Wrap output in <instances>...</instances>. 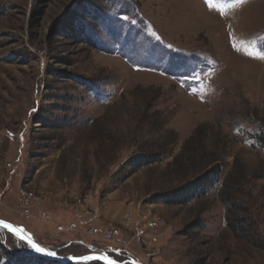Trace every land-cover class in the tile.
Returning <instances> with one entry per match:
<instances>
[{
  "label": "rangeland",
  "instance_id": "rangeland-1",
  "mask_svg": "<svg viewBox=\"0 0 264 264\" xmlns=\"http://www.w3.org/2000/svg\"><path fill=\"white\" fill-rule=\"evenodd\" d=\"M262 56L264 0H0V220L61 257L264 264ZM211 163L204 196L159 202ZM129 211L166 224L152 246L126 233L136 260L57 232ZM0 246L30 251L1 227Z\"/></svg>",
  "mask_w": 264,
  "mask_h": 264
},
{
  "label": "built area",
  "instance_id": "built-area-1",
  "mask_svg": "<svg viewBox=\"0 0 264 264\" xmlns=\"http://www.w3.org/2000/svg\"><path fill=\"white\" fill-rule=\"evenodd\" d=\"M8 168H11V165H7ZM35 197L33 194L26 190H20L18 194V205L19 210L22 215L27 218L32 216V204ZM85 215H76L75 221L66 226H58L57 232L66 233V232H77L80 228L78 223L82 222L80 225L81 231L83 235L87 237H91L94 239H101L104 243L109 244L110 248L116 249V255L119 257H134L132 252L127 248L128 240L126 233L135 232V237L137 238L140 235H144L148 233L149 237L146 240L145 244L148 246H152L158 243L159 236L157 233L164 230L166 228V224L164 221L155 220V219H147L144 216H136L135 213L129 211L125 214L124 219L121 223V227H106L100 226L97 224H93L92 222L88 223L85 218ZM45 215H42V220H46ZM96 253L106 254L105 251H96ZM122 255V256H121ZM136 257V256H135ZM135 257L133 259H135ZM136 260V259H135Z\"/></svg>",
  "mask_w": 264,
  "mask_h": 264
},
{
  "label": "trees",
  "instance_id": "trees-1",
  "mask_svg": "<svg viewBox=\"0 0 264 264\" xmlns=\"http://www.w3.org/2000/svg\"><path fill=\"white\" fill-rule=\"evenodd\" d=\"M255 139L258 141L259 146L264 151V131L258 133ZM153 162L154 161H146L143 163H138L136 167H143ZM213 164L214 163H211V166L209 165V167H206L207 169H205L203 172H200L198 175L193 177L190 181L186 182L180 188L175 189L170 193L164 195L159 200V202L172 206H184L191 204L197 198L204 196L207 190L214 185L216 179L221 174L219 167H217L216 165L212 166ZM239 222L240 220H235L234 223H228V228H230L231 230H235L234 228L239 225ZM0 248L3 249L1 246ZM30 252L31 251L27 250V252H22L18 256L13 254L12 252L3 249L2 251H0V263L2 256L5 255L6 262H4V264H60L51 260L32 256L30 255ZM70 256L74 257L73 255Z\"/></svg>",
  "mask_w": 264,
  "mask_h": 264
},
{
  "label": "snow or ice",
  "instance_id": "snow-or-ice-1",
  "mask_svg": "<svg viewBox=\"0 0 264 264\" xmlns=\"http://www.w3.org/2000/svg\"><path fill=\"white\" fill-rule=\"evenodd\" d=\"M211 0H206V3H210ZM240 3L245 2V0H239ZM234 48H236V45H233ZM239 50V49H237ZM248 55H252L251 53H246ZM264 58V56L260 57ZM0 227L3 229L11 232L13 235H16L18 238L24 240L30 248H32L35 252L43 255L48 256H54L55 253L50 252L46 250L45 248L41 247L37 242H34L31 240L30 237L24 236V230L22 228L17 229L15 226L11 225L10 223L4 222L3 220H0ZM73 261H78L79 264H89L92 260H99L102 262V264H116L115 260H113L108 255H99V256H86V257H72Z\"/></svg>",
  "mask_w": 264,
  "mask_h": 264
},
{
  "label": "water",
  "instance_id": "water-1",
  "mask_svg": "<svg viewBox=\"0 0 264 264\" xmlns=\"http://www.w3.org/2000/svg\"><path fill=\"white\" fill-rule=\"evenodd\" d=\"M5 222V221H4ZM8 223V222H7ZM12 225V224H11ZM13 226H15V225H13ZM17 229H20V228H22V227H19V226H15ZM2 228V227H1ZM23 229V228H22ZM24 230V229H23ZM9 232V231H8ZM11 233V232H10ZM12 234V233H11ZM24 236L25 237H30L27 233H26V231L24 230ZM13 235V234H12ZM18 240H20V241H22L23 243H25L26 245H27V247L30 249V255H32V256H35V257H40V258H43V259H46V260H51V261H54V262H57V263H60V264H79V262L78 261H73L71 258L72 257H61V256H58L57 254H55L54 256H48V255H43V254H39V253H37V252H35L32 248H30L29 246H28V244L24 241V240H22V239H20V238H18L16 235H14ZM31 238V237H30ZM31 240L32 241H34L32 238H31ZM35 242V241H34ZM47 250V249H46ZM49 251V250H48ZM51 252V251H50ZM54 253V252H53ZM99 255H106V254H101V253H90L89 255H85V256H80V257H86V256H99ZM113 259V258H112ZM114 260V259H113ZM92 262H99V263H102L101 261H99V260H92V261H90L89 263H92ZM116 262V261H115ZM116 264H125V263H118V262H116Z\"/></svg>",
  "mask_w": 264,
  "mask_h": 264
},
{
  "label": "crops",
  "instance_id": "crops-1",
  "mask_svg": "<svg viewBox=\"0 0 264 264\" xmlns=\"http://www.w3.org/2000/svg\"><path fill=\"white\" fill-rule=\"evenodd\" d=\"M106 252V251H105ZM94 253H96V252H94Z\"/></svg>",
  "mask_w": 264,
  "mask_h": 264
}]
</instances>
